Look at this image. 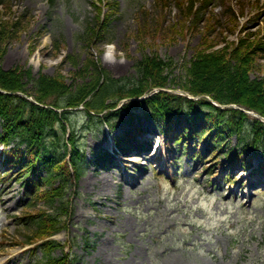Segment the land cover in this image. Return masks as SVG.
Returning a JSON list of instances; mask_svg holds the SVG:
<instances>
[{
	"label": "rangeland",
	"instance_id": "374dc122",
	"mask_svg": "<svg viewBox=\"0 0 264 264\" xmlns=\"http://www.w3.org/2000/svg\"><path fill=\"white\" fill-rule=\"evenodd\" d=\"M2 1L0 18L19 20L21 27L4 47L1 68L28 69L33 77L60 73L70 92L93 76L91 62L112 78L131 79L145 56L172 63L164 75L168 89L177 90L198 50L222 49L247 33L264 37V0H192L191 12L190 0H55L53 6L46 0ZM96 15L107 17L108 24L89 43L84 24ZM108 53L115 66L104 64ZM256 63L250 77L264 81V59ZM23 82L30 93L32 83ZM115 100L108 98L104 105L109 108ZM107 112H92L89 119L82 110L71 111L84 160L68 183V217L53 236L63 250L54 255L66 252L71 264H264V185L251 187L253 177L240 167L227 171L232 154L238 160L250 157L252 166H264V157L241 149L233 134L219 138L210 128L205 136L223 141L216 151L205 152L198 126L183 151L181 142L171 146L170 139L161 138L160 152H150L140 171L132 164L101 169L95 159L113 138L141 126L151 127L153 134L168 133L163 118ZM183 125L181 120L173 131ZM17 170L0 176V264H34L41 258L39 250L30 254L22 244L30 234L23 219L32 209L30 186ZM38 170L45 175L44 168Z\"/></svg>",
	"mask_w": 264,
	"mask_h": 264
},
{
	"label": "trees",
	"instance_id": "16d2710c",
	"mask_svg": "<svg viewBox=\"0 0 264 264\" xmlns=\"http://www.w3.org/2000/svg\"><path fill=\"white\" fill-rule=\"evenodd\" d=\"M0 6L3 7L2 0ZM192 7L190 0L189 12ZM97 12L100 14L99 10ZM8 19L0 18V57L6 43L16 36V30L21 27L19 20ZM106 23L107 17L100 18L99 15L91 22L86 21L83 33L89 43ZM225 46V49L214 51L198 50L189 66L185 65L184 82L178 89L193 97L208 96L221 105H239L264 117V81L250 77L256 68V61L264 59V37L247 33ZM171 64L157 56H145L135 64V78L115 79L91 62L93 76L71 92L60 73L33 77L28 69L6 71L0 66V143L11 146L5 151V174L18 167L15 173L27 176V182L33 185V190L28 192L30 202L27 203L32 213L26 214L22 225L30 228L24 243L39 242L34 250L39 249L42 256L35 264L71 263L69 255L64 252L54 255L56 249L62 248L52 236L64 227L70 206L68 183L71 176L81 172L84 160L70 119L72 109L81 106L89 119L93 117L92 112L100 114L106 109V114L111 116L115 114L112 112L119 101L128 99L121 111L163 118L168 124L184 117L191 128H181L182 136L187 132L189 135L196 133L198 126L201 133L209 128L215 129V136L219 138H224V133L228 132L239 139L241 149L252 148L254 155L264 157V123L260 120L238 109L215 107L203 97L191 100L162 90L168 88V76L164 72ZM90 65L87 64L86 69ZM24 78L32 83L30 93L25 91ZM154 89L159 90L145 99L131 100ZM16 92L31 97L35 103L13 94ZM114 97L116 100L107 108L104 102ZM220 131L224 132L218 133ZM244 133H247L246 136ZM204 139H208L211 151L217 150L223 141L217 137L211 139L210 135ZM21 147L25 149L23 152ZM238 158V155L232 154L228 157L229 164L237 161L241 167L251 164L250 157ZM43 168L45 175L40 176L38 169ZM260 171H264L262 163L259 164ZM40 203L47 209L41 208Z\"/></svg>",
	"mask_w": 264,
	"mask_h": 264
},
{
	"label": "bare ground",
	"instance_id": "6f19581e",
	"mask_svg": "<svg viewBox=\"0 0 264 264\" xmlns=\"http://www.w3.org/2000/svg\"><path fill=\"white\" fill-rule=\"evenodd\" d=\"M102 60L106 66H110V65L115 66L114 59L111 57V54H109V53L105 54L103 56ZM133 159H135V158H131V160H133ZM102 187H105V189L108 187L107 179L103 180Z\"/></svg>",
	"mask_w": 264,
	"mask_h": 264
}]
</instances>
